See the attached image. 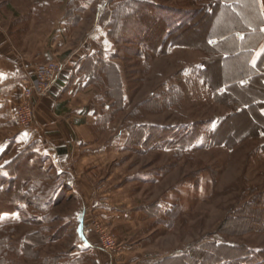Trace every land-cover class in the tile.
I'll return each mask as SVG.
<instances>
[{"label":"rangeland","instance_id":"rangeland-1","mask_svg":"<svg viewBox=\"0 0 264 264\" xmlns=\"http://www.w3.org/2000/svg\"><path fill=\"white\" fill-rule=\"evenodd\" d=\"M141 1L142 6L132 0H0V64L8 67V60L15 61L34 78L39 67L61 62L67 49L73 52L89 34L103 30L90 42L103 46V58L117 64L122 82V92L114 81L91 89L94 96L103 92V106L111 109L103 107L101 121L97 114L91 124L97 144L85 153L90 159L80 157L86 161L77 166L78 185L77 178L53 171L54 155L43 148L26 156L23 152L29 148L20 152L19 144H4L18 132L36 127L35 119L28 129L17 122L27 118L29 109L35 117L42 109L43 119L54 120L44 105L51 97L34 92L30 98L27 81L18 84L4 109L14 126H0V264L76 260L122 264L134 256L142 259L138 264H158L160 259L165 260L160 264H185L171 258L193 249L201 252L210 242L234 246V250L216 249L231 264H264V119L258 110L237 113L235 109L254 92L264 94L254 87L236 98L225 94L218 101L196 75V69L206 64L207 78L213 76L214 85L222 83L220 62L208 64V51L194 46L203 42L212 24L219 29L235 21L226 24L196 14L182 35L168 36L186 46L158 52L167 37L161 21L168 14L158 13L147 2L180 12H196L202 3ZM51 51L54 60H45L44 54ZM68 58L64 62L72 64L74 60ZM239 70L231 66L224 74ZM110 90L115 95L108 97ZM260 106L264 109V104ZM96 109L102 110L98 105ZM223 117L227 118L219 126ZM146 125L154 128L152 132L165 129L156 132L162 136L150 148L129 138L131 128ZM218 127L214 140L212 132ZM192 129L198 134L184 151L157 146ZM100 146L103 162L97 152ZM68 149L73 153L72 147ZM9 162V170L21 174L24 194L32 195L25 205L13 203L6 193L10 179L4 168ZM31 175L35 178H24ZM73 182L79 187L76 192L68 188ZM10 189L15 190V185ZM81 223L87 243L77 232ZM96 224L114 240L117 252L112 256L100 247Z\"/></svg>","mask_w":264,"mask_h":264},{"label":"crops","instance_id":"crops-1","mask_svg":"<svg viewBox=\"0 0 264 264\" xmlns=\"http://www.w3.org/2000/svg\"><path fill=\"white\" fill-rule=\"evenodd\" d=\"M148 2L154 3L155 1ZM197 2H201L202 4L199 9H196V12L201 11L203 6L207 5L208 0L205 2L197 0ZM213 9L215 7H210V10ZM217 11L220 14L213 21L219 20L225 22L226 20H223L225 13L228 15L230 13L235 14L236 19L239 20L229 25L230 30L217 32L219 38L214 42L215 46L218 45L219 56L222 57L220 66L224 73L231 66L240 67L237 73L226 76V82L230 85L245 83L250 88H254L256 84H259L264 90V0H223L221 5L217 7ZM186 12H190V10L186 9ZM184 15L186 16L187 14ZM193 23L194 21L190 23V26ZM101 34H103V30L89 34L87 39L72 49L73 52H69L71 50L69 48L65 52V57L60 58L62 59L61 63H65L64 61L71 54L68 59H73L74 62L72 64L67 62V83L55 88L50 101L44 104L47 110L49 109L50 114L53 115L54 120L43 119L45 116L42 113H45L41 109L40 117L37 116L35 118L36 127L32 131L27 132L22 130L15 136L3 140L4 144H9L10 142H15V146L19 144L18 146L22 148L20 152L30 147H33L36 152H38V149L42 150L43 148L44 151L54 155L50 160L51 164L54 165L53 171L59 176L62 175L61 177L77 178L78 181L75 182L77 185L81 179V172L77 166L81 160L91 158V156H88L91 153L90 149L97 144L96 139L93 140L92 138L93 134H91V131L93 126L91 124H93L94 119H97L96 108L97 105L99 107V104L96 103L95 93L91 92V89L94 86H98V83L89 80L91 72H87L85 68L90 63V65L94 66L92 61L94 58H97L96 56H98L99 61L103 59V46H92L90 42ZM178 47L181 48V46ZM195 49L197 50L198 48L196 47ZM43 57L48 61L54 60L52 51L46 52ZM8 62L11 64L8 67L0 64V126L4 127L14 126L10 121V115L7 114L8 111L4 110L7 108L8 99L17 91L18 84H24V82L33 78L30 73L19 67L17 62L12 60H8ZM200 67L203 69L204 64H201ZM95 71L97 73L100 70L97 67ZM248 100L247 102L240 101L242 103L240 106L248 108L249 106L246 105L251 104L248 103L251 100L264 104V95L258 97L254 93L249 96ZM40 104L42 106L43 102ZM258 115L264 119V109L259 107ZM68 147H72L73 153H70ZM102 147L100 146L97 152H99L98 157L103 162ZM86 151H88L87 155L85 154ZM47 159L48 157H46ZM72 163H74L73 167L69 168L68 165ZM75 183L68 186V188L76 192V189L79 187ZM101 205H103V202L100 204V209L103 210ZM77 232L82 242L88 241L83 223L79 224ZM141 260L134 256L133 258H127L122 264H138ZM163 262L165 260L160 259L158 264Z\"/></svg>","mask_w":264,"mask_h":264},{"label":"trees","instance_id":"trees-1","mask_svg":"<svg viewBox=\"0 0 264 264\" xmlns=\"http://www.w3.org/2000/svg\"><path fill=\"white\" fill-rule=\"evenodd\" d=\"M222 1L223 0H208L207 5L203 6L201 11H198V12H195V11L194 12L193 11L180 12L179 10L164 8V7H161L157 4L147 2L148 7L155 8L156 11L158 10V13L163 12V15L165 13L168 14L167 17L164 15L163 21H161L166 26L165 34L167 36L166 37L167 40L165 39V43L166 42L167 43L165 45V43L163 42L164 44L160 45L156 51L161 52V51H163V49L165 47H166V51H169L170 48H173V47L185 46V45L179 44L178 40H176V41H174L173 39L168 40V36L169 35H177V34L182 35L183 31H185L190 26V23L195 20L194 16L196 14L199 15V14L204 13V14H207L208 16L211 15L212 20L215 17H218L220 13L217 11V7L221 5ZM132 4L133 5L138 4L139 6H142L143 2L141 0H132ZM210 7H215V9L210 10ZM184 14H187V15L185 16ZM118 15H120V14H118ZM118 15H116V16H118ZM235 16L236 15L232 14V13H230L229 15L225 13L223 20H226L225 21L226 23L230 22V21H239L238 19H236ZM230 24H228L226 27L219 28V29L215 27V24H212V26H210V28H208V33L205 36V38L202 40L203 42H201L200 44L195 45V46L193 45L194 48L197 47L198 49L201 48L202 50L206 49L208 51L206 53L208 64H211L212 62H217V61L221 62L222 57L219 56L218 45L215 46L214 42L219 38V34L217 32H221L222 30H226V31L230 30V28H229ZM112 25L114 27V26H116V23H113ZM203 47H204V49H203ZM96 57L97 58H94V60L92 59L93 60L92 63L94 66L90 65L91 64L90 63V64H87V67L85 68V70L87 72L88 71L91 72L89 80L91 82H95L98 84L103 83V82H106L105 84H112L113 83L112 81H114V84H115L114 86L115 87L118 86L119 91L122 92V90H121L122 88L120 86V84L122 82L120 80L121 78L119 77L117 65L110 60L109 61L105 60L104 58L101 59L102 61H99L98 56H96ZM95 66H97L100 70V71H97V73L95 71V69L97 67L95 68ZM208 69H209L208 65L204 64L203 69L202 68L196 69L197 70L196 75H197V77L202 79V82L210 90V92H211V94L215 100L221 101L225 94L236 98V96L239 93L249 92L253 89V88L248 87L247 84H245V83H235V84L230 85L228 82H226V75L224 74V71H222V70L220 73L221 77H222V84L221 85H214L213 79H212L213 76H210L211 78L210 77L207 78L208 77V74H207ZM83 71H84V69H83ZM255 87L260 88L264 94V90L262 89V87L259 86V84H256ZM230 90H231V92H230ZM112 91L113 90H110V92L107 91L108 97H111V95L113 93L115 95V92L112 93ZM102 93L103 92H99V94H97V96H96V103H98L99 108L102 109L100 111H97L99 118L101 117L103 107H105V108L107 107L109 110L111 109L110 106H106V104L103 106V95H102ZM254 93L258 97L261 96V95H258L256 92H254ZM122 98H123V96H122ZM113 99H115V98H113ZM116 99H117V97H116ZM248 103H251V104L246 105V106H249L248 108H245V106H240V105H242V103H238L237 108H235L236 112L241 113V112L248 111L251 113L252 110H254V109L259 111V107H261L260 105L262 104V103L253 102L252 100H251V102H248ZM243 105H245V104H243ZM118 109L121 110V108H118ZM226 118L223 117V118H220V120L218 119L220 121L219 126L221 123L225 122ZM100 121H101V118H100L99 122ZM151 129L154 130V128L152 126H147V125L141 126L138 128H135V127L131 128L133 135L130 134V137H129L130 141H132L133 138H137L140 140V143L143 145V147H145V148L152 147L151 144H153L155 141H157V139L159 140L161 138L160 136H162L161 134L157 135L156 132L160 130L161 131L160 133H163V132H165V129L158 128L154 132H152L153 130L151 131ZM218 130H219V127L217 130H214V132H212V136H213L212 138L214 140L217 138L216 135H217ZM195 132H196V129H192L191 131L185 132L184 136H181L179 133L176 136L175 140L171 139L168 142H165L163 144H158L157 146L164 147V148H166V147H168V148L177 147L178 148L179 147L178 149H180L181 151L182 150L184 151L194 144L193 136L195 138V136L198 134V133L195 134ZM173 134H174V132L171 133L172 136H173ZM166 137L167 136H165V138ZM23 153H27L26 156H28V155H32V154L36 153V151L34 150L33 147H30L28 150H26ZM7 166L8 167H5L4 170L8 172V176H9L10 180H9V187H8L9 190H7L6 193L7 194L10 193L11 200L13 203H15L14 201H16L17 204L25 205V203L27 202L28 196L29 195L32 196V195H31L30 191H28V192H26V194H24V188H23V184H22L23 182H22V179L20 176L21 174L20 175L16 174V173L13 174V171L16 172V169L12 170V172H11V170H9L10 165H7ZM24 178L30 179V178H35V177H34V175H31V176H27ZM12 184L15 185V188H16L15 190L10 189ZM3 193H4V191H3ZM12 210H9V211H12ZM220 248L223 250H225V249L226 250H228V249L234 250L235 249L233 245H229V244L220 245L217 242L216 243L210 242V243H207L204 246H202L201 252H197V250L193 249V250H190L189 252H187V254L178 255L176 257L171 258V261H182L185 264H190V263L191 264H231L228 262V259H226L225 256L221 255L220 251L216 250V249H220ZM72 264H80V261L76 260Z\"/></svg>","mask_w":264,"mask_h":264},{"label":"built area","instance_id":"built-area-1","mask_svg":"<svg viewBox=\"0 0 264 264\" xmlns=\"http://www.w3.org/2000/svg\"><path fill=\"white\" fill-rule=\"evenodd\" d=\"M67 66V62L61 63L52 61L49 63V65L39 67L36 72V76L29 79L24 84L27 95L32 98L35 92L41 98L51 97L55 88L61 87L63 84L67 83ZM35 118V111L29 109L27 118H23V120L17 119V122L24 129H28L29 127L33 126ZM96 225V230L99 235L100 247L108 256H112L115 252H117L114 240H112V238L105 233L104 229L99 227V224Z\"/></svg>","mask_w":264,"mask_h":264}]
</instances>
